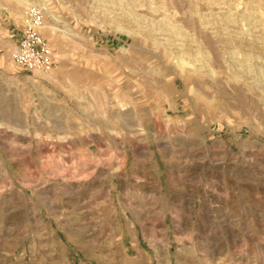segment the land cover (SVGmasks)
Returning <instances> with one entry per match:
<instances>
[{
	"label": "rangeland",
	"instance_id": "rangeland-1",
	"mask_svg": "<svg viewBox=\"0 0 264 264\" xmlns=\"http://www.w3.org/2000/svg\"><path fill=\"white\" fill-rule=\"evenodd\" d=\"M0 264H264V0H0Z\"/></svg>",
	"mask_w": 264,
	"mask_h": 264
},
{
	"label": "built area",
	"instance_id": "built-area-1",
	"mask_svg": "<svg viewBox=\"0 0 264 264\" xmlns=\"http://www.w3.org/2000/svg\"><path fill=\"white\" fill-rule=\"evenodd\" d=\"M43 23L44 14L39 8L26 12L24 31L12 54L13 63L23 71L46 74L55 67L53 52L41 34Z\"/></svg>",
	"mask_w": 264,
	"mask_h": 264
}]
</instances>
